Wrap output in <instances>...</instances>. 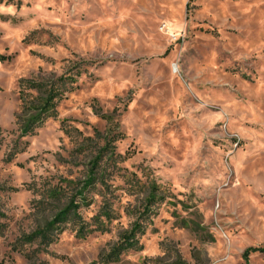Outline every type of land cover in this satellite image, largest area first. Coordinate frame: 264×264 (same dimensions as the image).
I'll return each mask as SVG.
<instances>
[{
	"label": "rangeland",
	"instance_id": "rangeland-1",
	"mask_svg": "<svg viewBox=\"0 0 264 264\" xmlns=\"http://www.w3.org/2000/svg\"><path fill=\"white\" fill-rule=\"evenodd\" d=\"M68 77L23 136L20 93ZM248 248H264V0H0V264Z\"/></svg>",
	"mask_w": 264,
	"mask_h": 264
},
{
	"label": "trees",
	"instance_id": "trees-1",
	"mask_svg": "<svg viewBox=\"0 0 264 264\" xmlns=\"http://www.w3.org/2000/svg\"><path fill=\"white\" fill-rule=\"evenodd\" d=\"M74 82L75 81L69 79V77L66 79L60 78L59 80L53 81L47 85L46 89H43V91H41V89L36 86L37 90L41 92L42 96L40 95L34 99H30L27 97V95H21L20 93L19 99L21 101L23 113H32L27 119L23 120V123L20 125V130L23 136L33 134V131L37 125L42 124L48 118L54 117L56 115V107L58 102L64 98L66 92H70L72 90V88H68L67 85L69 84L70 86ZM38 86L42 87L43 85L39 84ZM40 236L45 239V232H41ZM125 237L128 239L132 238L128 236ZM127 246L130 247L131 245ZM254 252L264 254V248H248L243 253V259L246 260V264L248 256Z\"/></svg>",
	"mask_w": 264,
	"mask_h": 264
}]
</instances>
